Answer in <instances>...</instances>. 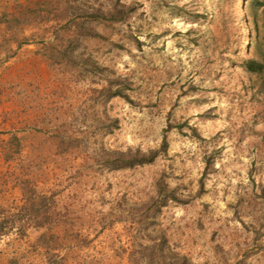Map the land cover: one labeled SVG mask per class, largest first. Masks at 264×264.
I'll use <instances>...</instances> for the list:
<instances>
[{"label": "rangeland", "instance_id": "374dc122", "mask_svg": "<svg viewBox=\"0 0 264 264\" xmlns=\"http://www.w3.org/2000/svg\"><path fill=\"white\" fill-rule=\"evenodd\" d=\"M154 3L0 0L3 19L28 22L13 40L0 22V203L19 204L11 176L40 159L39 186H54L82 224L79 237L59 226L0 237V264H148L151 237L192 264H264V91L258 80L246 90L248 76L226 62L205 74L208 51L185 35L198 26ZM124 5L126 20L103 18ZM73 24L85 37L60 44ZM108 83L127 99L107 101ZM12 136L21 151L5 155ZM104 149L158 155L110 171ZM152 197L147 216L135 208Z\"/></svg>", "mask_w": 264, "mask_h": 264}, {"label": "trees", "instance_id": "16d2710c", "mask_svg": "<svg viewBox=\"0 0 264 264\" xmlns=\"http://www.w3.org/2000/svg\"><path fill=\"white\" fill-rule=\"evenodd\" d=\"M59 1L65 2L66 0H56V2ZM173 3L176 2L168 0L165 5L162 4V0H156L153 9L165 6L168 14L185 16L186 20L190 22L189 24L198 26L197 29L190 28L185 35H192L189 40L192 46H200L208 51L199 61L205 74L210 73L212 76L218 77L223 62H226L248 76L245 84L246 90L252 91L255 85L254 81L258 80L259 83L256 84V87L259 92L264 91V0H209L208 3H204L202 0H193L190 4L197 6L195 11L189 10L186 4L177 7ZM129 11L130 9L124 5L113 13L106 10L103 18L124 21L129 16ZM87 13L90 20L100 15L99 12ZM21 19L14 18L7 21L0 16L1 23L14 25L10 30L12 40L19 34L17 31H20L21 26L28 24ZM84 19L86 17L82 21ZM76 27L73 24L71 29L63 34L60 44H74L79 36L85 35V32L81 34L79 27ZM26 41H20L19 44L26 43ZM61 47L58 52H64ZM112 85L108 83L104 87L107 101L117 96L127 99L120 88H115L116 90L113 91ZM18 139L16 136H12L7 141L10 150L4 151L5 155L21 151ZM157 155V151H150L146 155L140 151L131 152L130 149L126 151L104 149L100 154L99 163L110 171L123 170L150 164ZM8 159V156L6 158L3 156L2 160L9 163ZM42 163L40 159L29 157L21 159L19 165L17 164V168H15L17 171H14L11 176V186L17 187L19 190L20 201L19 204L0 203V237L14 233L19 238H24L31 229H48L47 233L41 235H52L50 231L54 226L63 227L62 231L66 237L81 235L82 224H74L75 221L80 220V217L75 216L76 211L73 208V203L67 201L66 198L60 199L59 195L56 197L57 191L54 186L48 188L43 182L40 183L42 188L39 186L36 176L41 175L44 171ZM43 186L46 188L44 189ZM175 199L174 196H162L161 203ZM156 200V197H152L135 208L140 209L139 211L147 216V212L150 211L149 204L157 202ZM163 205L165 204H159L158 207ZM148 218L152 217L148 216ZM67 225L71 226L67 227ZM84 240L86 241V237ZM152 241L153 244L147 246L143 254L148 264H192L186 255L172 252L171 248L166 245L165 239L161 238L157 241L151 237V243ZM47 264H61V262L49 260Z\"/></svg>", "mask_w": 264, "mask_h": 264}]
</instances>
